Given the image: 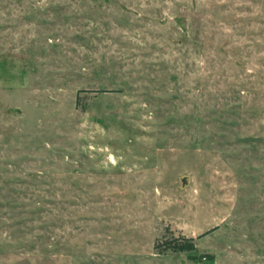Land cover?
<instances>
[{
    "label": "rangeland",
    "instance_id": "374dc122",
    "mask_svg": "<svg viewBox=\"0 0 264 264\" xmlns=\"http://www.w3.org/2000/svg\"><path fill=\"white\" fill-rule=\"evenodd\" d=\"M0 264H264V0H0Z\"/></svg>",
    "mask_w": 264,
    "mask_h": 264
},
{
    "label": "trees",
    "instance_id": "16d2710c",
    "mask_svg": "<svg viewBox=\"0 0 264 264\" xmlns=\"http://www.w3.org/2000/svg\"><path fill=\"white\" fill-rule=\"evenodd\" d=\"M164 244V248L176 252H193L195 250L193 239L191 237L183 238L181 241H177L175 238H172L165 240ZM153 247L156 252H159L157 243H155Z\"/></svg>",
    "mask_w": 264,
    "mask_h": 264
}]
</instances>
